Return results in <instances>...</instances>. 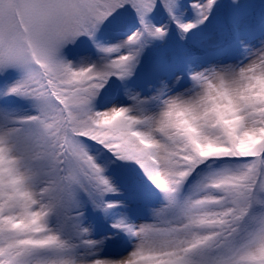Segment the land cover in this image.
<instances>
[{
	"label": "snow or ice",
	"instance_id": "6c2138e0",
	"mask_svg": "<svg viewBox=\"0 0 264 264\" xmlns=\"http://www.w3.org/2000/svg\"><path fill=\"white\" fill-rule=\"evenodd\" d=\"M0 264H264V7L0 0Z\"/></svg>",
	"mask_w": 264,
	"mask_h": 264
},
{
	"label": "rangeland",
	"instance_id": "374dc122",
	"mask_svg": "<svg viewBox=\"0 0 264 264\" xmlns=\"http://www.w3.org/2000/svg\"><path fill=\"white\" fill-rule=\"evenodd\" d=\"M249 5L254 8L257 12L261 10L262 7H264V4H262L261 0H248Z\"/></svg>",
	"mask_w": 264,
	"mask_h": 264
}]
</instances>
